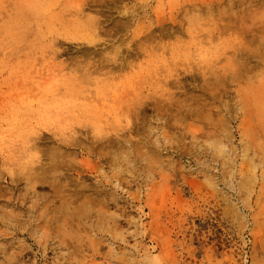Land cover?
I'll return each instance as SVG.
<instances>
[{
  "label": "rangeland",
  "instance_id": "1",
  "mask_svg": "<svg viewBox=\"0 0 264 264\" xmlns=\"http://www.w3.org/2000/svg\"><path fill=\"white\" fill-rule=\"evenodd\" d=\"M0 264H264V0H0Z\"/></svg>",
  "mask_w": 264,
  "mask_h": 264
},
{
  "label": "bare ground",
  "instance_id": "2",
  "mask_svg": "<svg viewBox=\"0 0 264 264\" xmlns=\"http://www.w3.org/2000/svg\"><path fill=\"white\" fill-rule=\"evenodd\" d=\"M103 64H104V63H103ZM116 64H117V63H116ZM116 64H115V65H116ZM106 65H107V64H106ZM119 65H120V64H118V67H119ZM101 67H103V66H101ZM104 67H107V66H104ZM107 68H108V67H107ZM120 68H121V66H120ZM101 69H102V68H101ZM102 70H103V69H102ZM109 72H110V71H109ZM74 145H76V146L78 145V146H79L80 144L74 143ZM94 190H95V192L98 194L97 197H102V196H103L104 192L101 191V190H98V187L94 186ZM113 190H114V189H113ZM113 193H115V192L113 191ZM112 196H114V195H112ZM105 198H106V197H105ZM105 198H104V199H105ZM110 198H111V197H110ZM106 200H107V199H106ZM110 202H114V200L112 199V200L109 201V203H110ZM46 243H47V242H46ZM47 245H48V244H47ZM48 247H49V246H48ZM48 247H47V249H48ZM45 249H46V247H45Z\"/></svg>",
  "mask_w": 264,
  "mask_h": 264
}]
</instances>
